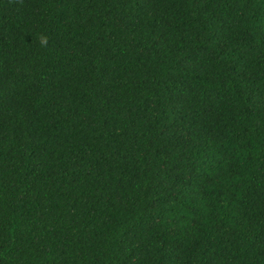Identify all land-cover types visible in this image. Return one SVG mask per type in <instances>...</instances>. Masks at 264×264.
<instances>
[{
	"label": "trees",
	"instance_id": "obj_1",
	"mask_svg": "<svg viewBox=\"0 0 264 264\" xmlns=\"http://www.w3.org/2000/svg\"><path fill=\"white\" fill-rule=\"evenodd\" d=\"M0 264H264V0H0Z\"/></svg>",
	"mask_w": 264,
	"mask_h": 264
}]
</instances>
